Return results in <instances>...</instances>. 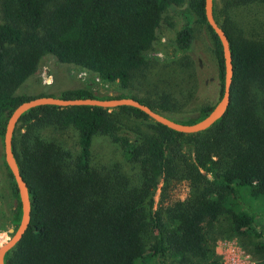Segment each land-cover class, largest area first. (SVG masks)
<instances>
[{
  "label": "trees",
  "instance_id": "16d2710c",
  "mask_svg": "<svg viewBox=\"0 0 264 264\" xmlns=\"http://www.w3.org/2000/svg\"><path fill=\"white\" fill-rule=\"evenodd\" d=\"M251 2H227L239 8L234 25L226 16L219 23L212 4L229 41L233 74L224 114L203 131L180 133L128 106L42 105L20 115L16 125L23 132L16 136L15 125L11 149L27 186L30 218L20 240L5 253L4 264H145L154 257L152 264H220L213 250L218 233L258 239L250 242L251 251L264 258V234L255 226L256 214L264 217V12L244 10ZM184 3L213 40L220 96L221 48L205 21L203 0H0V140L16 105L50 95L29 96L21 90L45 55L78 67L91 83L96 77L125 91L146 63L164 12ZM192 40L191 24L185 22L171 45L184 53ZM126 96L164 115L170 110L166 97L98 96L87 87L56 97ZM212 106L166 116L191 124ZM143 121L149 122L148 131L128 125ZM47 125L72 131L76 151L41 137L38 130ZM94 135L107 137L121 160L95 163L90 151ZM2 162L10 179L14 230L20 218L18 195ZM176 179L187 183L185 198L154 207L158 183L162 198Z\"/></svg>",
  "mask_w": 264,
  "mask_h": 264
},
{
  "label": "rangeland",
  "instance_id": "374dc122",
  "mask_svg": "<svg viewBox=\"0 0 264 264\" xmlns=\"http://www.w3.org/2000/svg\"><path fill=\"white\" fill-rule=\"evenodd\" d=\"M262 0H252L244 6V10L264 12ZM229 0H212L213 9L219 23L226 16L234 21L239 8H233ZM243 6V5H242ZM165 22L156 30L155 42L148 53L146 63L138 69L132 77V85L122 91L117 83H91L87 74L76 66L58 62L53 56L45 55L39 66L36 76L33 74L23 83L22 91L29 96L37 94H50L57 96L64 90L77 87L90 88L95 95H111L119 92L147 96L152 100L166 97L170 110L165 112L168 116L180 117L193 114L203 106H212L219 98V82L217 67L213 53V40L205 25L196 21V14L187 8L186 3L179 7L167 9L164 12ZM0 12V22L2 21ZM167 22L171 25L168 26ZM185 22L192 27L193 40L191 47L184 53H177L171 45L174 32ZM234 25V22H233ZM46 76L51 77L49 84L44 83ZM149 122H128L133 130L148 131ZM16 136L23 132L21 124L16 125ZM41 137L56 139L71 153L76 151L74 134L69 129L52 128L51 125L38 130ZM91 156L95 163L107 161H120L118 149L107 137L94 135L90 146ZM3 148L0 140V245L11 234L10 222V179L3 165ZM161 182L152 193L154 207L157 202L169 204L175 200L184 199L188 193V186L184 180H172L161 198ZM255 226L264 234V217L256 214ZM256 238H243L218 233L213 243V250L223 264L224 244L238 249L246 264H264V258L252 253L250 242ZM264 240V239H260ZM156 257L150 258L145 264L156 262Z\"/></svg>",
  "mask_w": 264,
  "mask_h": 264
},
{
  "label": "water",
  "instance_id": "95a60500",
  "mask_svg": "<svg viewBox=\"0 0 264 264\" xmlns=\"http://www.w3.org/2000/svg\"><path fill=\"white\" fill-rule=\"evenodd\" d=\"M203 15L206 23L214 32L220 44L223 62V80L222 91L218 100L204 117L194 123L184 124L172 120L166 115L151 109L149 106L139 102L138 100L127 96L120 98L100 99L92 97L61 98L50 95H39L24 100L13 108V110L9 113L4 126L2 136V156L4 163L12 176L15 189L17 191L20 207V218L16 228L11 231L10 237L0 245V264H4L5 253L11 250L20 240L21 236L28 226L30 218V202L27 186L19 173L18 166L11 149V137L15 125L23 112L27 111L30 108L42 105H54L60 108L69 106H96L108 110H117L120 106H128L140 110L150 120H152V122L159 123L171 130L184 134L203 131L209 128L217 119H219L224 114L229 103V90L233 74L229 41L225 32L215 21L212 12V0H203Z\"/></svg>",
  "mask_w": 264,
  "mask_h": 264
},
{
  "label": "built area",
  "instance_id": "2783aa9c",
  "mask_svg": "<svg viewBox=\"0 0 264 264\" xmlns=\"http://www.w3.org/2000/svg\"><path fill=\"white\" fill-rule=\"evenodd\" d=\"M51 82V77L46 76L44 78V83L49 84ZM223 264H246L244 258L241 256V253L238 249L224 244L223 252Z\"/></svg>",
  "mask_w": 264,
  "mask_h": 264
}]
</instances>
